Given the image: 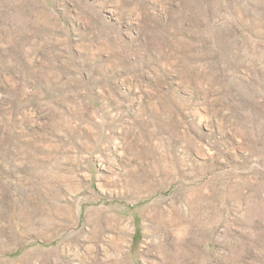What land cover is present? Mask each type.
Here are the masks:
<instances>
[{"label":"rangeland","instance_id":"obj_1","mask_svg":"<svg viewBox=\"0 0 264 264\" xmlns=\"http://www.w3.org/2000/svg\"><path fill=\"white\" fill-rule=\"evenodd\" d=\"M0 264H264V0H0Z\"/></svg>","mask_w":264,"mask_h":264},{"label":"bare ground","instance_id":"obj_2","mask_svg":"<svg viewBox=\"0 0 264 264\" xmlns=\"http://www.w3.org/2000/svg\"><path fill=\"white\" fill-rule=\"evenodd\" d=\"M83 182V181H82ZM129 231H131V228L129 229Z\"/></svg>","mask_w":264,"mask_h":264}]
</instances>
